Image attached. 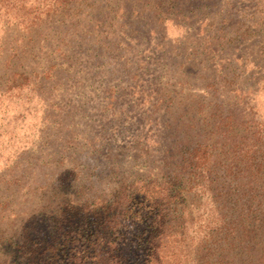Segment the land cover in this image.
I'll return each instance as SVG.
<instances>
[{
	"label": "rangeland",
	"instance_id": "rangeland-1",
	"mask_svg": "<svg viewBox=\"0 0 264 264\" xmlns=\"http://www.w3.org/2000/svg\"><path fill=\"white\" fill-rule=\"evenodd\" d=\"M23 2L35 25L0 10V264H141L145 193L169 212L150 264H193L203 239L222 263V170L184 165L212 143L197 102L264 117V0Z\"/></svg>",
	"mask_w": 264,
	"mask_h": 264
},
{
	"label": "trees",
	"instance_id": "trees-1",
	"mask_svg": "<svg viewBox=\"0 0 264 264\" xmlns=\"http://www.w3.org/2000/svg\"><path fill=\"white\" fill-rule=\"evenodd\" d=\"M2 8L7 13H13L11 16L19 18L26 25L36 24L29 18V13L23 11L26 8L23 0H0V10ZM205 102L206 100L197 102V113L205 115L204 119L208 123H204V126H192H195V138L202 135L203 140L204 135V139H207L208 134L212 143L196 141L193 146L188 147L189 161L184 168L195 162L194 166L203 165L211 169V172L219 168L222 170V174H215L209 180L210 186L214 184L212 190L214 187L216 189L212 192L215 201L221 200L220 206L224 209V222L217 234L221 235L218 239L228 244V247L224 244L226 254L220 264H264V117L235 101L223 106L209 99L206 103L208 107L211 106L210 109L202 112L200 109ZM133 202L131 207L135 210L132 214H139L146 222L143 231L146 237L143 240L148 253L141 264H150L154 259L152 252L158 243L155 232L162 227L167 229L169 212L166 205L163 207L161 200H157L151 193L136 196ZM90 235L92 236V232L84 234L85 239L90 241ZM166 235L163 232L161 238ZM205 247L206 240L203 239L199 240L196 249H192L195 252L193 264L218 262V259L214 263L208 260L207 253L203 254ZM232 248L236 250L235 256L239 259L237 262L233 258L228 259V252ZM94 260V264H100V261L102 264L106 263L101 258ZM108 261L109 264H123L120 255ZM83 262L84 257L81 258V263ZM87 263L89 262L85 259V264Z\"/></svg>",
	"mask_w": 264,
	"mask_h": 264
}]
</instances>
